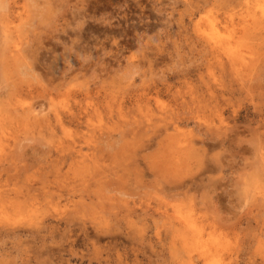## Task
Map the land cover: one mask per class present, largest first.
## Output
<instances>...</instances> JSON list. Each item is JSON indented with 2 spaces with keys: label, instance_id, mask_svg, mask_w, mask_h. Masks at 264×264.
Listing matches in <instances>:
<instances>
[{
  "label": "rangeland",
  "instance_id": "obj_1",
  "mask_svg": "<svg viewBox=\"0 0 264 264\" xmlns=\"http://www.w3.org/2000/svg\"><path fill=\"white\" fill-rule=\"evenodd\" d=\"M0 264H264V0H0Z\"/></svg>",
  "mask_w": 264,
  "mask_h": 264
},
{
  "label": "bare ground",
  "instance_id": "obj_2",
  "mask_svg": "<svg viewBox=\"0 0 264 264\" xmlns=\"http://www.w3.org/2000/svg\"><path fill=\"white\" fill-rule=\"evenodd\" d=\"M263 9V8H262ZM233 56V55H232ZM240 68V67H239ZM32 113V112H31ZM69 119V118H68ZM193 227V226H192ZM203 238V237H202ZM197 245H198V243H196ZM224 247V246H223ZM216 250V249H215ZM206 254V253H205ZM208 254H210V253H207V255ZM213 254H215V253H213ZM217 254V253H216ZM219 254V253H218ZM210 255H212V254H210ZM217 256H219V255H217ZM213 257V256H212ZM209 258V257H208ZM207 259V258H206ZM209 260V259H208Z\"/></svg>",
  "mask_w": 264,
  "mask_h": 264
}]
</instances>
